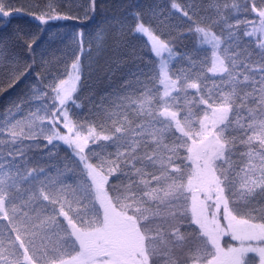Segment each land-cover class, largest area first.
<instances>
[{
  "label": "snow or ice",
  "instance_id": "6c2138e0",
  "mask_svg": "<svg viewBox=\"0 0 264 264\" xmlns=\"http://www.w3.org/2000/svg\"><path fill=\"white\" fill-rule=\"evenodd\" d=\"M0 98V264H264V0H0Z\"/></svg>",
  "mask_w": 264,
  "mask_h": 264
},
{
  "label": "trees",
  "instance_id": "16d2710c",
  "mask_svg": "<svg viewBox=\"0 0 264 264\" xmlns=\"http://www.w3.org/2000/svg\"><path fill=\"white\" fill-rule=\"evenodd\" d=\"M26 2H27V0H18V3H26ZM86 48H87V46H86ZM93 58L94 59L97 58L95 53H93ZM100 63L103 64V58H100ZM6 103H7V101L5 99L0 98V113L3 112V109L6 105Z\"/></svg>",
  "mask_w": 264,
  "mask_h": 264
}]
</instances>
